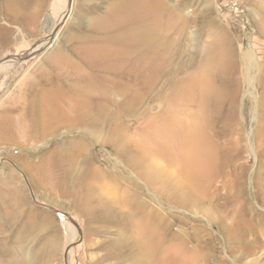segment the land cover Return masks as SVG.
<instances>
[{"label": "rangeland", "instance_id": "rangeland-1", "mask_svg": "<svg viewBox=\"0 0 264 264\" xmlns=\"http://www.w3.org/2000/svg\"><path fill=\"white\" fill-rule=\"evenodd\" d=\"M165 1L184 4L186 29L172 35L175 46L182 44L179 56L154 69L148 89L137 81L132 108L111 106L109 125L95 131L75 116L85 81L50 56L61 49L85 75L99 74L77 50L97 35L94 25L118 0H47L42 14L66 19L50 47L35 54L17 56L46 41L47 24L22 25L8 42L0 35V218L11 223L0 226V240L35 218L46 256L40 264H264V0ZM4 7L0 0L1 22L9 18ZM217 48L227 58L210 73L222 93L209 104L206 126L213 160L200 189L181 203L179 194L191 193L192 183L175 161L146 150L151 129L168 113L183 117L197 109L179 88ZM170 175L183 191L157 180ZM142 220L149 228H138ZM146 239L145 259L139 244Z\"/></svg>", "mask_w": 264, "mask_h": 264}, {"label": "bare ground", "instance_id": "bare-ground-1", "mask_svg": "<svg viewBox=\"0 0 264 264\" xmlns=\"http://www.w3.org/2000/svg\"><path fill=\"white\" fill-rule=\"evenodd\" d=\"M4 2L6 4L4 12L9 18L6 19L0 11V16H5L3 19L5 21H0L2 42H8L14 32H22V25L38 28L40 23L48 26V28L46 26L48 32L46 41L38 44L34 42L32 45L29 43L25 50L21 48L24 53H19L20 51L17 53L18 58L24 54H35L45 46L50 47L49 41L52 42V38L59 33V27L65 23L66 14L54 20L52 14H42L47 0H4ZM181 5V3L170 5L165 0H118L109 16L101 18L94 25L97 35L89 38L88 42L86 41L77 50L82 63L99 73L96 76L85 75L81 67L69 61L63 50L54 51L50 56L51 60L59 65L72 67L80 82L85 81L82 82L83 87L79 89V92L85 93V96L82 94L83 97H80L74 105L77 121L82 122L90 131L108 124L109 116L115 115L111 113L114 111H111V106L117 107L118 111L132 108L138 95L137 81L148 89L154 69L169 66L174 62L179 56L182 44L175 46L172 35H181L188 23L186 16L183 15V8H180ZM42 15L44 17L41 20ZM194 42H197L195 38ZM226 58L223 50L214 49L208 55L205 66L190 74L188 81L179 88V94L186 104H198L195 111H183V117L178 111L170 112L162 119L160 125L151 129V146L146 150L147 154L175 161L181 175L192 183L191 193L179 194L181 203H186L189 199L188 195L192 196L194 191L200 189L198 179L211 167L214 147L206 133V126L209 124V104L216 103L222 93L214 86L210 73L223 69ZM55 93L60 94L58 91H54ZM118 97H124V100L118 101ZM57 108L54 102V116ZM172 108H177V104L174 103ZM77 109L83 110L78 114L79 118ZM185 118L190 121L186 122ZM143 174L149 181H153L152 176ZM157 180L162 185L183 191L181 188L183 183L172 175L159 176ZM3 197L4 194L0 193V199ZM12 199L19 203L18 191L12 192ZM140 207L145 210V218L149 217L150 212L145 208V203ZM10 224L9 219L0 218V226ZM137 226L149 228L143 220L139 221ZM39 228L40 223L35 218L16 225L11 232L15 234L0 240V264H40L42 258L46 256L44 257L45 250L39 247ZM139 247L142 257L148 258L151 245L147 239L139 244Z\"/></svg>", "mask_w": 264, "mask_h": 264}]
</instances>
